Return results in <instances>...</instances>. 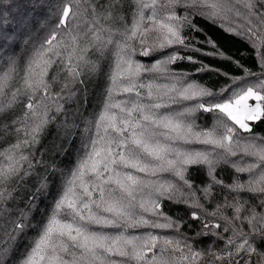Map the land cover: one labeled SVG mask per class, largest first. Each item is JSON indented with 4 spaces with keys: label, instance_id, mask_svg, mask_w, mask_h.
Returning <instances> with one entry per match:
<instances>
[{
    "label": "trees",
    "instance_id": "16d2710c",
    "mask_svg": "<svg viewBox=\"0 0 264 264\" xmlns=\"http://www.w3.org/2000/svg\"><path fill=\"white\" fill-rule=\"evenodd\" d=\"M246 2L255 6L252 11L243 6ZM151 3L152 0H0L3 264H24L63 193L70 186L81 192V180L74 173L92 152L93 142H97V148L104 143L101 115L106 111L117 118L122 115L119 108L108 106L131 107L132 103L160 104L159 108L146 107L145 111L157 118H172L191 129L187 140L158 137L162 144L175 149L167 154V160L177 162L174 165L146 157L150 163L147 172L119 169L142 182L132 201L139 215L149 225L166 223L167 217L173 226L90 224L89 230L139 241L157 237L156 248L145 249V260L153 259V252L159 257L160 248L166 247L163 242L171 240L179 243L183 255L199 253L195 261L181 262V252L168 248L163 256L172 264H264V192L259 191L264 164L246 152L252 150L251 145L264 149V116L251 122V131L246 132L218 110L206 112L198 106L232 100L249 86L264 94L260 87L264 83V0H156L155 20L172 25L184 41L163 48L160 45L167 42L161 33L166 30H156L157 24L150 19L154 9L143 6ZM65 4L72 12L61 26ZM137 23L136 37L127 39ZM119 44L127 47L121 51ZM146 49L149 54L142 55ZM129 53L133 65L141 66L131 81L127 72L117 70L118 59H126ZM170 55L178 58L169 62ZM126 87H132V91L125 92ZM200 91L211 95L200 96ZM193 92L196 94L191 96ZM261 103L264 110V101ZM221 121L234 129L233 140L223 141L230 144L231 151L202 142L207 133H212L209 139L227 134ZM156 131L163 133L167 129ZM107 135L115 133L109 129ZM113 150L117 151L115 146ZM177 152L207 154L211 166L185 163L182 180L172 170L181 168ZM91 179L90 175L84 177L86 181ZM239 185L243 188L237 189ZM92 199L99 200L98 190L92 191ZM141 201L159 203L156 211L163 215L153 216L139 209ZM93 211L109 220L117 219L111 213L98 212L95 206ZM66 213L64 209L56 218L74 226L83 223ZM245 240L253 251H245ZM71 252L81 255L79 249ZM71 252L58 249L56 255L70 262ZM108 258L123 264L122 257ZM128 264L138 262L129 259Z\"/></svg>",
    "mask_w": 264,
    "mask_h": 264
},
{
    "label": "snow or ice",
    "instance_id": "6c2138e0",
    "mask_svg": "<svg viewBox=\"0 0 264 264\" xmlns=\"http://www.w3.org/2000/svg\"><path fill=\"white\" fill-rule=\"evenodd\" d=\"M155 3L156 0H152L151 4H144L143 6L154 9L150 19H153L154 23L157 24L156 30H166L161 35L167 44L162 43L160 46L163 48L172 43L183 44L184 41L180 37L179 32L172 25L164 21L157 22L155 20ZM243 6L249 11H252L255 7L253 4L247 2ZM261 7H264V4ZM70 12H72V8L67 4L63 5L61 19L59 20L61 26L66 24ZM140 19H144L142 12L140 13ZM169 19H174V17H169ZM138 30L139 23L133 26L132 33L127 39L135 38ZM52 39L54 40L55 36ZM48 43L51 44L52 40H49ZM118 47L123 51L127 45L119 44ZM148 54L149 51L147 49L142 52V55ZM177 58L175 55H170L169 62ZM122 64L126 65V68L121 69ZM140 68V65H133L131 53H129L126 59L124 57L118 59V72H127L130 81L138 75ZM113 83H115V78ZM260 87L264 88V83H261ZM124 91L131 92L132 87H126ZM195 94L193 92L191 96ZM199 95L211 94L200 91ZM185 98L190 97L185 96ZM250 99L257 101L254 107L249 106L247 103ZM261 101H264V94L257 92L254 86H249L238 92L232 100L213 103L208 106L201 103L198 106L206 112L218 110L219 113L232 121L234 125H238L240 129H244L247 132L251 131V129L246 121L256 120L264 116ZM32 107L31 104L28 105L29 109H32ZM113 107L119 108L122 115L117 118V116L111 114L109 111L101 115L100 121L105 124L106 133L104 143L100 148H97V142H93L92 152L88 155L87 159L81 162L77 172L74 173V176L79 177L81 180V192L77 193L74 187L70 186L63 193L55 204L53 216L44 227L43 234L24 264H115L114 260L108 258L110 256L124 258L123 264H128L129 259H135L138 264H172L171 259H165L163 256V253L168 248H171L173 252H181V262L184 260L195 261L199 256V253L191 251L188 255H183V250L180 248L178 242L165 240L163 243L166 247L160 248L161 255L157 257L155 252H153V259L145 260V249L152 251V249L156 248L157 237L150 236L146 241H139V238L129 239L123 235L107 236L89 230L88 225L90 224L105 226L111 224L116 227L120 226L121 223H126L129 227H134L136 224L162 228L173 226L172 221L167 217H164L166 223L153 222L149 225V221L139 215L137 206L132 201L135 199L134 192L142 186V182L127 172L122 173L119 169H135L138 172H147L150 163L146 157H150L155 161H166L168 165H174L177 162L167 160V154L170 151H175V149L162 144L158 137L164 136L167 140H187L191 129L172 118H157L154 113L145 111L146 107L159 108L160 104L147 106L140 103H132L131 107L118 104H110L108 106V108ZM221 124L227 134L219 133V139H209L207 137H211L212 133H207L204 134L206 138L202 142L210 143L214 147L224 148L225 151H231L230 144L225 145L223 141L233 140L234 129L223 121H221ZM97 127H100L99 123ZM159 128L167 129V132L156 131ZM109 129L115 135L108 136ZM113 146H115L117 151L113 150ZM250 148L252 150L248 151L246 149V152L249 155L258 157L261 163L264 164V149L257 150L255 145H251ZM177 155L180 156L178 163L181 165V168L177 170L176 167H173L172 170L176 171L182 180L184 179L182 166L185 163L194 161L195 163H208L211 166V161L208 160L207 154H180L177 152ZM238 170L242 171L243 169ZM105 173H108V175L105 176ZM86 175H90L93 179L90 181L84 180ZM185 183L188 182L185 180ZM260 183L261 187L259 191L264 192V177L261 178ZM89 185L92 186V190H90ZM105 185H109L110 187L105 188ZM111 185L115 187H111ZM241 188H243V185L237 186V189ZM93 190H98L99 200L92 199ZM250 190L256 189L250 187ZM160 194L162 195L163 193ZM93 206H95L98 212L111 213L117 219L109 220L99 215L93 211ZM159 207V203L154 201H149L148 203L141 201L138 205L139 209H143L144 212H148L149 215L153 216L163 215L156 211ZM64 209H67V215H71L74 220L78 217L79 221L83 223H77L74 226L73 223H64L58 220L56 218L57 215ZM85 212L87 213L86 215ZM194 218L197 217L194 216ZM216 226L219 227V225ZM20 230L22 231L23 228L21 227ZM244 243L248 244V248L245 249L246 252L253 251L251 244L247 240ZM238 247L243 248V245H239ZM58 249L62 252H71V249H79L81 255L77 257L74 252H71L73 259L70 262H66L56 255ZM0 264H3V262L0 261Z\"/></svg>",
    "mask_w": 264,
    "mask_h": 264
},
{
    "label": "rangeland",
    "instance_id": "374dc122",
    "mask_svg": "<svg viewBox=\"0 0 264 264\" xmlns=\"http://www.w3.org/2000/svg\"><path fill=\"white\" fill-rule=\"evenodd\" d=\"M247 103L249 104V106H253V107H254L255 104L257 103V101L250 99ZM260 103H261V102H260ZM261 105H262V103H261ZM262 110H263V105H262ZM260 118H262V116L259 117V118L256 119V120H248V121H246V123L249 125V128L251 129V122H255V121L259 120ZM242 130H244V129H242ZM244 131H245V130H244Z\"/></svg>",
    "mask_w": 264,
    "mask_h": 264
}]
</instances>
